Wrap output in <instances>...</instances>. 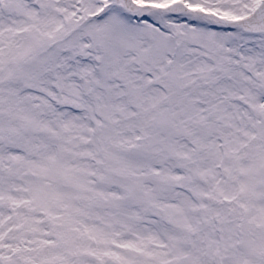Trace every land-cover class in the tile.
<instances>
[{
    "label": "snow or ice",
    "instance_id": "6c2138e0",
    "mask_svg": "<svg viewBox=\"0 0 264 264\" xmlns=\"http://www.w3.org/2000/svg\"><path fill=\"white\" fill-rule=\"evenodd\" d=\"M0 264H264V0H0Z\"/></svg>",
    "mask_w": 264,
    "mask_h": 264
}]
</instances>
